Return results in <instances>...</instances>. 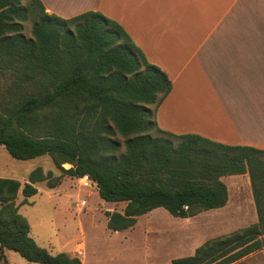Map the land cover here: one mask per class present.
<instances>
[{
  "label": "trees",
  "instance_id": "1",
  "mask_svg": "<svg viewBox=\"0 0 264 264\" xmlns=\"http://www.w3.org/2000/svg\"><path fill=\"white\" fill-rule=\"evenodd\" d=\"M26 20L33 22L32 39L22 36ZM6 74L15 83L10 97L17 85L25 87L0 104V146L16 160L49 156L61 174L38 167L24 185L0 177V264H9L8 251L28 263L82 264L39 246L18 204L20 194L21 204H30L39 183L54 189L65 176H89L102 200L126 204L108 214V228L119 232L159 208L181 219L222 208L229 201L222 178L248 174L258 221L207 240L173 264H235L264 251V149L162 130L155 114L171 80L118 22L99 12L61 19L41 0H0V75ZM45 113L51 119L40 129Z\"/></svg>",
  "mask_w": 264,
  "mask_h": 264
},
{
  "label": "crops",
  "instance_id": "2",
  "mask_svg": "<svg viewBox=\"0 0 264 264\" xmlns=\"http://www.w3.org/2000/svg\"><path fill=\"white\" fill-rule=\"evenodd\" d=\"M41 2L61 19L99 12L126 30L171 80L155 114L162 130L264 149V0Z\"/></svg>",
  "mask_w": 264,
  "mask_h": 264
},
{
  "label": "rangeland",
  "instance_id": "3",
  "mask_svg": "<svg viewBox=\"0 0 264 264\" xmlns=\"http://www.w3.org/2000/svg\"><path fill=\"white\" fill-rule=\"evenodd\" d=\"M28 1L24 0V5ZM22 25V36L32 39L33 22L26 20ZM14 84L7 74L0 75V104L21 94L24 85H17L11 97L6 93ZM51 115L45 113L41 116L40 129H45ZM115 139L122 145L117 155H122L124 140L119 135ZM50 163L54 165L49 156L16 160L4 146H0V177L19 180L23 185L35 168L42 167L45 173L49 172ZM63 167L69 169L71 165ZM53 173L56 176L61 174L56 169ZM223 181L229 189V202L223 209L181 219L159 208L138 217L134 227L119 232L108 228V214L123 212L126 204L102 200L97 185L85 188L77 178L65 176L54 189H50L47 182L39 183L40 195L24 205L20 194L18 204L21 205L20 213L33 228L32 237L53 255L67 252L78 256L83 264H173L175 259L193 255L207 240L258 221L249 175L227 176ZM83 201H86L85 205ZM6 257L9 264H34L12 251H8ZM235 264H264V251L251 254Z\"/></svg>",
  "mask_w": 264,
  "mask_h": 264
},
{
  "label": "built area",
  "instance_id": "4",
  "mask_svg": "<svg viewBox=\"0 0 264 264\" xmlns=\"http://www.w3.org/2000/svg\"><path fill=\"white\" fill-rule=\"evenodd\" d=\"M79 181L81 182V185L85 188H91L94 185V183L90 180L89 176H84L83 178H79ZM82 204L85 205L86 201H83Z\"/></svg>",
  "mask_w": 264,
  "mask_h": 264
}]
</instances>
